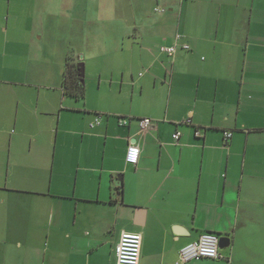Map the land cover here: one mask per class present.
Instances as JSON below:
<instances>
[{
  "label": "crops",
  "instance_id": "1",
  "mask_svg": "<svg viewBox=\"0 0 264 264\" xmlns=\"http://www.w3.org/2000/svg\"><path fill=\"white\" fill-rule=\"evenodd\" d=\"M80 54L124 58V107L65 92ZM1 70L0 264H116L123 230L140 264L205 232L230 246L189 264H264V0H0Z\"/></svg>",
  "mask_w": 264,
  "mask_h": 264
},
{
  "label": "built area",
  "instance_id": "2",
  "mask_svg": "<svg viewBox=\"0 0 264 264\" xmlns=\"http://www.w3.org/2000/svg\"><path fill=\"white\" fill-rule=\"evenodd\" d=\"M181 35L178 34L176 41L173 45L163 47L162 51L168 53L171 56H175L179 47L190 49L188 43H180ZM142 75V74H141ZM121 125L129 124L128 117L119 118ZM139 126L142 132H146L152 125L153 120L149 117L139 118ZM96 123L100 124V117L96 118ZM192 123L190 117L182 122V124ZM91 127H95V124H91ZM181 131H176L173 134V138L178 142L181 138ZM197 136H203L200 130L196 131ZM226 139L232 137V132H225ZM140 158V146L135 143H130L126 161L131 164H137ZM143 234L141 232L123 230L120 235L119 243L116 247V264H140L142 253ZM214 258L219 259L220 255V236L214 232H205L200 237L184 246L180 252L177 260V264H189L191 261L200 258Z\"/></svg>",
  "mask_w": 264,
  "mask_h": 264
},
{
  "label": "rangeland",
  "instance_id": "3",
  "mask_svg": "<svg viewBox=\"0 0 264 264\" xmlns=\"http://www.w3.org/2000/svg\"><path fill=\"white\" fill-rule=\"evenodd\" d=\"M124 3L122 4V7ZM121 9H119L120 11ZM124 13V10H123ZM124 30V22L122 24ZM98 31L100 32L99 42L101 39L104 44L114 46L115 43L121 42L122 39L117 36L120 33V26L116 22L108 23L106 29H103V26L99 22L97 25ZM119 31V33H118ZM117 39V41H116ZM124 43V40H123ZM124 45H127L128 41L125 39ZM81 60L78 62L76 60L77 67L75 68L76 72L78 71L80 65H83L84 77L83 83L85 86L84 94L81 96L84 99L82 101L88 102L90 105H101L104 107H111L112 104L121 101V107H124V68L126 61L124 58L121 61L116 62H101V61H87L82 60L83 54H80ZM43 71L52 70L51 68L44 67ZM67 68H65L66 73ZM78 74V73H76ZM3 70L0 71V76H6ZM22 70H16L15 73H11V77L25 76ZM78 80L79 76L77 75ZM124 109V108H123ZM220 237L222 235H219ZM227 250L225 249H221Z\"/></svg>",
  "mask_w": 264,
  "mask_h": 264
},
{
  "label": "trees",
  "instance_id": "4",
  "mask_svg": "<svg viewBox=\"0 0 264 264\" xmlns=\"http://www.w3.org/2000/svg\"><path fill=\"white\" fill-rule=\"evenodd\" d=\"M169 56L174 57L171 55H169ZM76 67H77L76 65H72L70 63L67 65V70H66V73L64 76V89H65L66 93H70V94L74 95L75 97L81 98V96L84 94L85 86H84V83L82 81V78L79 76V74H80L79 69L80 68L76 72V70H75ZM76 73H78V74H76ZM77 75L79 76V80H78ZM82 99H83V97H82ZM118 191L120 192V194H122V192H123L122 186L118 187Z\"/></svg>",
  "mask_w": 264,
  "mask_h": 264
},
{
  "label": "water",
  "instance_id": "5",
  "mask_svg": "<svg viewBox=\"0 0 264 264\" xmlns=\"http://www.w3.org/2000/svg\"><path fill=\"white\" fill-rule=\"evenodd\" d=\"M79 68H80V69H79V72H80L79 76H80L81 78H83V77H84V73H83V72H84L83 65H80ZM82 81H83V79H82ZM134 140H135L134 142L137 141L136 138H135ZM230 241H231V238H230L229 236H221V237H220V250H221V249L228 248V247L230 246Z\"/></svg>",
  "mask_w": 264,
  "mask_h": 264
}]
</instances>
